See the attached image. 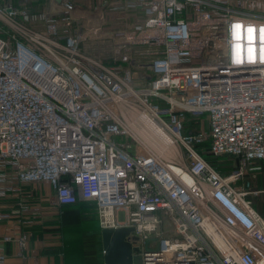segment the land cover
<instances>
[{
    "label": "built area",
    "instance_id": "built-area-1",
    "mask_svg": "<svg viewBox=\"0 0 264 264\" xmlns=\"http://www.w3.org/2000/svg\"><path fill=\"white\" fill-rule=\"evenodd\" d=\"M240 3L129 0L145 18L117 31L106 57L82 47L75 0L39 12L0 0V199L46 180L61 206L94 201L102 228L133 227L140 264H264L250 197L264 190L196 147L208 137L215 156L264 158V15ZM124 103L153 114L181 161L144 148ZM186 113L206 114L209 130L184 133Z\"/></svg>",
    "mask_w": 264,
    "mask_h": 264
},
{
    "label": "crops",
    "instance_id": "crops-1",
    "mask_svg": "<svg viewBox=\"0 0 264 264\" xmlns=\"http://www.w3.org/2000/svg\"><path fill=\"white\" fill-rule=\"evenodd\" d=\"M128 1L105 0V5L113 12L122 11L126 9L122 5ZM75 2L78 6L77 16H80L87 8L81 1ZM134 12L141 19L126 24L117 31L145 18L143 13ZM127 19L124 17L122 22ZM95 29H98L97 34L90 35L85 31L89 36H85L82 47L92 50V45L105 44L109 47L108 54H111L117 42V31L111 33L107 27L102 31L101 26ZM216 161H225L219 164L224 175H230L243 167L244 174L237 181L238 185L251 191L264 190V158L243 166L241 159L234 155H222ZM250 197L254 205L264 213V194H251ZM55 198L51 183L41 180L25 183L21 192L10 193L0 199V210L8 215L0 221V255L5 257L6 264L105 263L103 228L99 224L95 203L91 200H79L75 204L61 206L56 203ZM63 214L69 219H78L79 223L64 225Z\"/></svg>",
    "mask_w": 264,
    "mask_h": 264
},
{
    "label": "rangeland",
    "instance_id": "rangeland-1",
    "mask_svg": "<svg viewBox=\"0 0 264 264\" xmlns=\"http://www.w3.org/2000/svg\"><path fill=\"white\" fill-rule=\"evenodd\" d=\"M49 1L50 0H10L11 3L16 4L19 6V8H28L30 11L34 12H39V11H44L46 8H49ZM83 3V5L87 8L84 9V12H82V15H84V30L85 31H90L93 30L97 27L101 26V30L104 31L105 28L107 27L108 30L111 31V33L125 27L126 24H131L136 22L137 20H140L141 17H138L139 14H136L134 11L130 10V9H124L122 11H116L113 12L111 11L106 5H105V0H79ZM242 3H240L239 5V9H241L242 11L248 13L251 12L252 14H255L256 16H262L264 15V0H241ZM81 3V4H82ZM26 6V7H25ZM90 11H89V10ZM87 10V11H86ZM113 13L112 15L110 13ZM124 17L128 18L126 21L122 22ZM101 31V32H102ZM90 41V39H89ZM94 41V39H93ZM92 41V42H93ZM88 43V42H87ZM91 44V43H89ZM92 50L91 52L94 53H101L103 56L108 57V46L104 44H95L92 45ZM112 59H108V61H111ZM124 105H126L125 107L127 108H134L133 105L131 104H123L122 105V112L124 113V115L126 116L127 119V123H128V127H130L131 123H135V121L132 120V118H130V115L127 116L128 114L125 113L124 110ZM135 110H137L136 108H134ZM138 111V110H137ZM135 119V118H134ZM185 132L188 133H192V134H199L202 133L204 131H208L209 130V121L208 118L205 114H192V113H186L185 114ZM137 125V124H136ZM132 135H136L133 132H131ZM144 135H146V132H143ZM187 134V133H186ZM138 136L141 140H143L142 137ZM171 136V135H170ZM130 137V136H129ZM135 137V136H134ZM147 139H149V137L146 135ZM209 138L207 137L205 142H204V149L206 151L205 153V157L210 161H212V163L215 166H220L219 164H223L225 161H216L217 158L221 157V156H215L211 153H209ZM181 152L183 153V151L181 150ZM180 156V155H179ZM166 159H169L167 157H165ZM172 160V159H169ZM172 161H176V159H173ZM216 161V162H214ZM228 167V166H227ZM137 259L140 262V255L138 253H136Z\"/></svg>",
    "mask_w": 264,
    "mask_h": 264
},
{
    "label": "bare ground",
    "instance_id": "bare-ground-1",
    "mask_svg": "<svg viewBox=\"0 0 264 264\" xmlns=\"http://www.w3.org/2000/svg\"><path fill=\"white\" fill-rule=\"evenodd\" d=\"M125 106L126 105L123 106L125 113L128 114L127 116L130 115V118H132L137 124L131 123V128H128L131 132L143 138L144 148L151 147L155 149L160 156L181 161V156H179L180 150L175 144L174 138L159 126L149 110L141 109L140 107L133 105V107L138 110L137 111L134 108H127ZM143 132H146L145 134L149 139H147Z\"/></svg>",
    "mask_w": 264,
    "mask_h": 264
},
{
    "label": "water",
    "instance_id": "water-1",
    "mask_svg": "<svg viewBox=\"0 0 264 264\" xmlns=\"http://www.w3.org/2000/svg\"><path fill=\"white\" fill-rule=\"evenodd\" d=\"M133 227H119V228H103V246H104V261L105 264H140L137 256L133 253L138 251V247H134L132 243L126 238ZM134 239L139 237L134 235ZM151 239H146V246Z\"/></svg>",
    "mask_w": 264,
    "mask_h": 264
},
{
    "label": "trees",
    "instance_id": "trees-1",
    "mask_svg": "<svg viewBox=\"0 0 264 264\" xmlns=\"http://www.w3.org/2000/svg\"><path fill=\"white\" fill-rule=\"evenodd\" d=\"M206 115V114H205ZM207 116V115H206ZM208 118V117H207ZM184 127H185V124H184ZM183 131H185V128L183 129ZM185 133H188V132H185ZM209 143H210V140H209ZM196 147L198 148V150L201 152V154L205 157V153H206V151H205V149H204V142L203 143H198V144H196ZM209 153H211L212 154V152L210 151V146H209ZM206 158V157H205ZM206 160H208L207 158H206ZM209 161V160H208ZM210 163H212V161H211V159H210V161H209ZM214 162H216V161H214ZM213 164V163H212ZM214 165V164H213ZM215 166V165H214ZM217 167V169L220 171V172H222L221 171V169H220V167L219 166H216ZM94 202V201H93ZM95 203V202H94ZM96 205V204H95ZM64 206V205H63ZM62 223L64 224V225H69V224H78L79 223V220L78 219H69V218H67V216L66 215H64L63 214V216H62ZM102 264H105V263H102Z\"/></svg>",
    "mask_w": 264,
    "mask_h": 264
},
{
    "label": "snow or ice",
    "instance_id": "snow-or-ice-1",
    "mask_svg": "<svg viewBox=\"0 0 264 264\" xmlns=\"http://www.w3.org/2000/svg\"><path fill=\"white\" fill-rule=\"evenodd\" d=\"M241 26L240 25H235V28L239 29ZM252 29H249V32H251Z\"/></svg>",
    "mask_w": 264,
    "mask_h": 264
}]
</instances>
